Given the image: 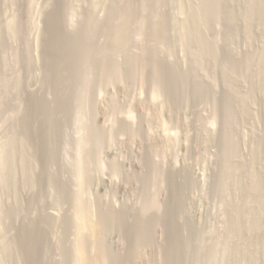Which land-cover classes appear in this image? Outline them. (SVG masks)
Instances as JSON below:
<instances>
[{
    "label": "rangeland",
    "instance_id": "1",
    "mask_svg": "<svg viewBox=\"0 0 264 264\" xmlns=\"http://www.w3.org/2000/svg\"><path fill=\"white\" fill-rule=\"evenodd\" d=\"M111 1L115 2L118 5H122V3L125 2V0L124 1L111 0ZM111 1L110 0H49V1L34 0L33 1L32 0V2L29 3V0H0V61H1L0 65L4 62L2 61V59L5 60V58H3V56L5 55L4 57L7 58L6 60L8 61L7 64L10 67V69L5 67L7 66L5 61L4 63L6 65L3 63L4 66L1 65L0 67L1 68L0 71H2L0 73L2 74L0 75V77L3 76L4 71H8L5 72L4 74L6 75L9 73V75L11 76L7 78L10 81V84L12 85L17 84L18 81L20 83L17 84L16 87L10 85L13 88L9 87V89L6 90L8 93L4 90L7 94V95L5 94V96L3 95L5 93L3 89L0 91L2 92L0 93L1 96L0 97V165L1 163H4L2 162V160L3 158L6 157L7 154L6 153L7 145L5 144L6 143L8 144V142L5 143V141L6 138L9 136L8 132H10L12 135L16 134L18 138L21 137V135H23L22 129L19 128L22 126L23 120H19V119L23 117V113H25L24 111L26 112L30 111L33 114L35 120L34 128L35 127L37 128V130L35 128L34 129L35 131L29 132V135H31L32 133L31 137L29 135L25 137L26 135L25 133L23 137H21L24 138L22 140L23 142L22 144H24V142L27 143L25 144L26 147L25 149H27L29 145H31L29 146V148L30 149L32 148L31 150L28 148L27 152H29V150H30L29 153L32 152L31 154L29 153L28 154L33 159L32 161H34L33 163L34 174L32 173V175L35 180L33 181V184L26 185L23 182L22 180L24 177L22 173L23 170L20 166L21 164H18V162L16 163L18 166H16L17 173H16L15 182L6 180L7 178L5 179V177L1 178L5 175V169L3 170L4 171L3 172L2 169L0 168L1 170L0 171V206H1L0 217L2 216L0 218V264H31V263L41 264L42 262L38 261L41 252L33 248L31 245L29 246V244H26L25 239H22V241H24L25 243V246L24 243H22V241L21 244L20 241H18L19 243L17 242L18 244L17 246L20 247H17V249H15L14 251L17 252L18 255L17 253L13 252L12 253L13 257H10L12 255H8V254L6 255L5 253H8L7 252L8 249L5 248V246L3 247L1 246V243L2 244L6 243V241L10 240L15 236L24 238L25 236L22 237L21 235H23L24 233L28 234L27 233L28 231L31 232L29 235L33 237V235L37 234L36 231H38V229L40 231L42 230L41 233L46 237L45 241L41 242V245H44L48 252L47 254L48 262L46 261L45 264L47 263L75 264L76 263L74 261L75 256L72 249V235H71L72 233L70 226L71 225L70 216L73 212V201L70 199H73V197L70 195H73L72 193L78 191L79 185H77L78 184L77 176L79 170L77 166L79 162H82L84 159H89V158H90L89 166L92 174H90L89 172L88 174H86V178L87 176L89 178L86 179V182L87 183L89 182L87 184V192H88L87 201L90 205L91 213L93 216L94 215L98 216L100 210L108 209L110 207L112 208L111 211L113 212V214L114 215L116 214L115 215L116 217L118 216L119 213V215L122 216V219H124L123 221L128 224V225L126 224V226L129 229L131 228L132 231L133 230L136 231L134 222H135V218H138V216L140 215L139 211L142 206L141 204L144 203L146 198V196L144 197L145 195L144 191L145 189L148 188L147 186L149 185V183H151V186L155 185L154 181L153 182L151 181L153 180V177L150 175H152L151 173L153 172L156 165V167L158 166L161 170H163V174H164L162 180L163 182L161 181L162 182L161 183L155 181L156 186L152 187L153 191H155L157 194L154 195H156L158 202L157 204L159 206L158 208L159 216L163 220V225H164L163 235H164V229L166 233L165 236L162 237L165 239L161 238L162 242L163 241L164 242L162 243L160 242L161 240H159V244L162 245V246L160 245L161 248H164L165 245L166 246L171 245V247L174 246V248L177 249V253H181L180 256H183L184 254H187L189 249L188 250L186 249V246L180 237L183 236V238L193 241L196 232L199 231H200L199 233H202L205 236L206 250L205 249L204 250L206 254L209 253L210 243L218 242L217 244L222 246L223 238L219 236L224 232L226 223L228 221L227 219L229 218L228 204L230 200L232 201L234 199L240 198L239 197L240 193L236 191L232 187V185H230L231 189L229 187L230 190L228 189L226 196L225 197L223 196V198H226L229 202L224 201L226 203H223L222 195L219 194V191H217L216 189L217 188L216 176L219 167L218 163L220 159V141H221V133L223 129V120H222V108L224 107L223 97L225 96V94L230 93L229 89H227L226 80L222 71V67L220 65L222 61H224L227 55L226 33L228 32L227 29L229 30L230 27L229 23L226 22L227 20H225L226 18L224 16L223 17L221 16L218 23L216 24L217 26L215 25L216 27L212 26L211 29H208V31L206 30L207 35L209 37L211 38L215 37L212 38L215 39V41L219 39V41L216 42L217 44H219L217 45V48L219 49V50L217 49L218 56L215 59L216 62L215 61L212 62L210 61L211 60L210 58L204 57L202 59L204 62V69L203 68L197 69V66L192 62L193 56L190 54L189 51L190 47H188L189 46L188 42L182 39L183 37L182 23L184 21L182 19H184L185 16L187 15L188 12L187 9L190 6L189 4L194 3V5H196L197 0H159V8L157 11V16L167 20L165 21L166 34H167L166 41L164 44H161V50H160L161 58L159 56V58L157 57L158 59H156L157 61L159 60L158 61L159 63L161 62L163 63V64L161 63L160 65L158 64V66L160 67V76L162 77L160 78V80L161 81L164 80L162 83H160L161 85L157 86L158 84L156 85L154 83L153 79H151V75H150L151 72H149V69L144 72L145 73L144 75L147 74L149 77L147 75L146 77L142 75L143 77L142 76L141 77L143 78V80L142 79L140 80L141 78L140 77L141 74H139L140 72H138L137 74L136 73L137 70L132 69L133 71L132 70L131 71L133 73V77H132V73L130 75V72L128 73L124 72L122 75L121 82L117 83L116 81H112L110 82V88L103 87L104 89H102V86L100 87L99 83H97V76H98L97 73H99L100 69L98 65L97 66L94 65V67L91 66L92 68L89 66L90 67L89 70H91L89 71L90 78L92 81L90 82L91 88H89L90 89L88 90L89 92L87 91L88 94L84 96L85 98L83 97L79 98L77 94H75L76 88H78L79 86L78 71L80 70L82 63L89 60L87 59L85 54H84L85 58L83 57L82 47L79 42V40L83 39L85 35L84 27L87 25L86 24L87 14L90 11H93V14L95 12L94 16L99 21L98 22L99 29L98 30L96 29L97 31L95 30L96 33L98 31L99 32L96 34L95 32L92 31L90 33L91 35L90 34L89 35L91 36L90 38L91 45H93L95 50L100 51L101 46L103 47V44L106 43L104 38L106 34L103 30V28L105 29V26L103 24L105 22L104 19L106 18L107 15L106 12H108L109 10L108 4L110 5V3L108 2ZM135 1L137 5V3L140 0H135ZM240 3L241 1L239 2V4ZM150 5L149 4L146 5V12L144 15L145 25L143 27V33L139 35L137 34L135 35V28L133 29L132 38L130 39L128 47L126 46L127 52L131 51L130 53L132 52L138 53L140 51L139 46L142 43V41L145 39V37L143 38L142 35L148 29L147 27L148 23L152 19V8L153 9L155 8L154 6L152 7V4ZM10 17L11 18L15 17L11 21H14L15 25L19 27V28L13 27L14 29L15 28L17 29V30L15 29L16 31H14L13 29L15 33H12L13 31L11 29H8V27L6 26L8 25L7 21L10 22L9 20L11 19ZM59 19L62 23L59 22ZM236 22L238 24V33H237L238 45H235L233 57L235 59H240L243 56V52L247 50L257 49L262 45L263 34L260 33L263 32L259 27L256 28L254 26V30L252 33L253 37L251 36L252 39L249 38L250 39L249 40L248 38H246L245 30H243L244 28H243L242 20L238 18ZM22 24L23 26H21ZM32 25L35 26L33 28L36 29H33ZM144 28L146 29L145 32H144ZM18 29L21 31H18ZM8 30L9 31L11 30L12 32H9ZM212 32L214 33V35ZM9 33H12L13 35ZM82 34H84L83 37ZM49 36L50 37L52 36L54 38L53 42L56 43L57 45L56 44H54V46L49 45L50 44L49 43L50 41L48 40ZM26 37H28V39ZM76 38H78V40ZM138 38L141 40H139ZM66 42L67 43L69 42L70 44L69 43L67 44ZM53 47L54 49L57 48L55 49L57 51L53 50L52 49ZM52 51L54 52V55ZM12 53L14 56L12 55ZM96 55L97 57L95 56V59L101 62L102 55L101 54H96ZM128 56L130 55L128 53L125 54V52L118 54L119 59L125 62L126 61L130 62V58ZM24 58L25 59L32 58V60L31 59L24 60ZM70 67L72 68V71ZM2 68L4 69V71ZM187 71L193 72L194 76L197 77L198 81H200L201 86L203 87L205 86L208 88V92L207 89L205 90L204 88V91H206L207 95L206 94L203 95L204 94L203 90L200 89L198 90L196 87H194L197 89L196 90L197 94L200 92L202 96L196 97L197 94L196 91H194L196 94L195 97L194 96L191 97L190 99L191 101L188 104H183V102L181 101L182 95H179V97H175L176 91L174 89L176 88L175 86L173 87V85H175V82H177L175 80L178 79L179 74L180 73L186 74L188 73ZM91 72L93 73L91 74ZM58 75L59 77L61 76L60 79L62 78L61 80L62 83H60L58 79ZM235 75L236 76H234L235 79L233 81L234 83L236 82L234 85H235V89L237 88L236 89L237 92L239 91L241 94H243L244 92L245 94L249 91L251 87L253 88V91H255L253 92L252 97H249V99L246 101L248 111L245 110L246 111L245 114H244L245 111L244 112L239 111V114L237 113L236 115L238 119L236 120L237 122L235 123V127H237L235 128V130L237 129L238 131V133L236 134L238 141L237 147L239 152L237 154L238 158L236 159H238V161L240 162L242 159H243L242 162H248L251 158L252 149L255 147L256 142L261 141L262 146H264V90L261 91V89L258 87L259 86L258 83L249 75H244L245 78H243V76H239L240 74L239 75L235 74ZM129 76H131L132 78ZM14 80L15 81L17 80L16 83L13 82ZM63 80L67 81L66 82L67 84L63 82ZM172 80H174V82ZM185 82H189V81L185 79ZM58 83H60L61 85L60 84L58 85ZM66 85L67 88H64L63 90L65 92H63L62 86L66 87ZM227 90L229 93L227 92ZM199 97H201V100H199L200 99ZM203 97L205 100H203ZM81 98L85 100L83 101ZM95 100L96 101L98 100L101 106L103 105L102 109L99 110V108L95 106ZM71 101L72 103L70 104ZM74 101L76 102L78 101L77 102L78 104L75 105L76 102L74 104ZM80 102H82V104L84 103V106L82 105L81 107ZM43 103H46L47 105L50 104L49 106L51 108L49 106L48 108L52 110L54 109V112L51 111L53 113V115L51 113L52 115L51 121H52V126L56 129V131L53 128L55 138H54V143L50 148L52 149L51 152L53 154L51 152L50 153H51V157L53 158L52 160H54L52 162L54 163L50 166L47 165L48 161H46L47 158L45 157V153L47 152V149H49V145L46 142L47 140L44 131L45 130L44 118L42 117V110L40 108V106H42ZM33 105L35 106V109H33L34 108ZM54 105L56 106V108L57 107L58 108L56 109ZM238 105H239L238 103H235L236 106L235 108H237V110L240 109ZM78 106H80V108ZM10 107L12 109H14L13 107H16L18 110V112L16 113L18 114H15V109L11 110ZM73 107H75L74 108V111H76L75 113L72 110ZM28 108L30 110H28ZM81 108L83 110H81V112H78L77 110L80 111ZM8 109L12 111V112L10 111L11 112L10 120L9 121L6 120L4 122L5 120L4 114L5 111ZM50 109L48 110L50 111ZM55 111L57 114L55 113ZM31 113L30 115H32ZM69 113L71 114V116ZM73 113L75 115H73ZM53 116H55L56 118ZM75 116L77 118L79 117L78 122H75L76 121ZM10 123H12V126L14 125L13 126L15 129L14 133L10 128L11 126ZM15 125L18 126V128ZM133 129L136 131L135 136L133 134L131 135ZM39 133L40 135H38ZM11 134L9 136L10 138H11ZM102 136L103 139H101ZM9 137L7 138V140H10ZM38 138H42L43 142L42 139L39 140ZM91 138L94 139L93 142L91 141L92 140ZM34 141L36 142L35 146L33 145L35 144ZM87 141L88 143H86ZM84 143H86V145L88 144L87 147H84ZM18 145H16V148L18 150L15 148L16 152L20 151L21 149L20 148L21 146L19 147ZM262 148H263L262 151H264V147ZM87 150H89L88 156L86 153L88 152ZM54 151H56L57 154ZM18 153L20 152H17V154ZM3 154H5V156ZM261 160H258L259 162L258 161L255 162L257 163L256 168L259 171L263 169L262 166L263 163ZM153 162L155 165L153 164ZM151 164H153V166ZM48 173L49 174L54 173L53 175L55 177L52 179V181L55 179L53 182H55L56 184L55 185L53 182H50L51 184L53 183L52 184L53 186L51 185L52 187L50 186L49 188L47 186L48 184L47 181H49ZM149 177L152 178L148 180ZM56 178H58L59 180ZM148 181L149 183H147ZM13 184L14 186H12ZM151 186L149 187L150 189L146 190L147 192L151 190ZM15 187L17 188L15 189ZM10 208L12 209L10 210L12 212L10 211L8 212ZM14 209H17V211ZM126 209L128 210V213L131 211L127 215L124 214L126 213L125 211ZM4 213L6 216H8L7 218H5L6 216H4ZM123 215H125V218ZM164 215L165 217L163 218ZM172 217L175 219H173ZM48 218L49 219L51 218L50 219L51 221L54 220L56 224L54 222L50 223V225L47 224L48 222L44 223L45 219H46L45 221H50L48 220ZM146 220H145L146 225H148L147 222L149 223L152 220L151 216L149 215L148 217H146ZM52 224L53 225L55 224L54 226L55 228L51 227L53 226ZM29 227H31V229ZM34 228L35 230H33ZM111 229L113 231L112 230H110L112 232L109 231L110 237H108L109 240L107 241L112 244L107 242L108 243L107 249L111 254H116L115 251L117 252L118 250H116L115 245L116 243L119 242L123 243V241H125V238L123 237L125 234H122L124 233V230L120 229V227L118 229V227L115 226L114 228L111 227ZM203 229L206 230L205 231L206 234ZM45 232L48 233L46 234ZM174 232L176 233V235ZM177 233L179 234V236L181 233L182 235L179 237ZM20 238H18V240ZM177 239L180 240L177 242ZM165 242L167 243L165 244ZM182 243L183 245H181ZM110 245L112 246L110 247ZM194 249H196V247H194ZM204 250H202L203 256L207 258V255L205 256L204 254L205 253ZM4 251L5 253H3ZM112 251H114V253ZM219 252L222 253L221 251ZM14 254H16V256H14ZM222 254H218V255L222 257ZM27 259H29L30 261ZM35 261H38V263ZM191 261H190L191 263L189 262L190 264H194V262H196L193 260ZM198 263L196 262L195 264ZM218 263L227 264L224 261ZM199 264H204V263L202 262Z\"/></svg>",
    "mask_w": 264,
    "mask_h": 264
},
{
    "label": "bare ground",
    "instance_id": "2",
    "mask_svg": "<svg viewBox=\"0 0 264 264\" xmlns=\"http://www.w3.org/2000/svg\"><path fill=\"white\" fill-rule=\"evenodd\" d=\"M122 1H124V0H122ZM238 1L239 2L241 1L242 5H241V3L239 4ZM31 2H32V0H29V3H31ZM108 3H110V5L108 4L109 10H108V12H106L107 15H106V18L104 19L105 22L103 24L105 26V29L103 28V30H104V32H105L106 35L105 34H102V35H105L104 38H105L106 43L103 44V47L101 46L100 51L99 50L98 51L95 50V48L93 47V45H91V42H90L91 41L90 40V38H91V36H90L91 34L90 33L92 31L95 32L96 29L97 30L99 29V26H98L99 25L98 24L99 21L94 16L95 12L93 14V11H90V12L86 11V12H88V14H87V18H86V22H87L86 24L87 25L85 26L86 28L84 27L85 32L81 29L85 33V35L82 34V37L84 35V38L83 39H80L79 42H80V45L82 47L83 57L86 55L87 59H89V60L88 61H85V62L83 61L84 63H82V66L80 65L81 68L78 71L79 74L77 73L79 75V81H78L79 82L78 83L79 86H78V88H76L75 94H77V96L79 98L80 97L85 98L84 96L86 94H88V92H89L88 90H90L89 88H91L90 87V84H91L90 82H92V81H91L90 72H89L91 70H89V68L91 66L94 67V65H96V66L98 65L99 66V69L100 70H99V73H97L98 74V76H97V83H99L100 87L102 86V89H104L103 87L110 88V82H112V81H116L117 83L118 82H121L123 73L124 72L125 73L126 72L127 73L130 72V75H131V73H132L133 70H137L136 71L137 74H138V72H140L139 73V74H141L140 77L142 75L144 77H146L147 74L144 75L145 74L144 72L149 69V72H151V74H150L151 75V79H153V81H154V83L156 85L158 84L157 86L161 85L160 83H162L164 81V80L163 81L160 80V78H162V77L160 76V67L158 66V64L160 65L162 62L159 63L158 62L159 60L157 61L156 59H158L159 56L161 58V54H160L161 44H164L165 41H166V35L167 34H166V22L165 21H167V20L166 19H163L162 17L157 16V11H158V8H159V0H140L137 3V5H136V1L135 0H125V2L122 3V5H118L115 2H113V1L108 2ZM147 4H149V5L152 4V7L154 6L155 8L154 9L152 8V19L148 23V26H147L148 29H147L146 32H145L146 29L144 28V32L145 33L142 36H143V38L145 37V39L143 40V38H142L143 41H142V43L139 46L140 47V49H139L140 51L138 53H133V52L130 53L131 51L127 52L126 49H127L128 45H129L130 39L132 38V31H133V29L135 28V35L136 34L139 35V34L143 33V27L145 25L144 15H145V12H146V5ZM189 5L190 6L187 9L188 10L187 15L185 16L184 19H182V20H184L183 23H182L183 24V37H182V39H184L186 42H188V45H189L188 47H190L189 48L190 49L189 50L190 51V54L193 56V58H192L193 61L192 62H193V64H195L197 66V69L198 68H201V69L203 68L204 69V62L202 60L204 57L210 58L211 59L210 61L214 62L215 59L218 56V51H217L218 48H217V45H219V44H217L216 42H218L219 39L217 38L218 40L215 41V39H212V38H215V37H212V38L209 37L207 35L206 30L208 31V29H211L212 26L214 27L218 23V21L221 18V16L222 17L224 16L226 18L225 20H227L226 22H228L229 23V26H230V27L228 26L229 27V30L227 29L228 32L227 33L225 32L227 34L226 35V40H227L226 41L227 42L226 43V45H227V55H226L224 61H222V63L220 62L221 63L220 65L222 67V71H223V74H224V77H225V80H226L227 89H229L230 93L227 90V92L229 94H225L224 93L225 96L223 97V106H224L222 108L223 129H222L221 141H220V159H219V163H218L219 164V167H218L217 176H216L217 177V181H216V184H217L216 187L217 188L216 189H217V191H219V194H221L222 195V198H223V196L224 197L226 196L230 185H232V187L236 191H238L240 193V196H239L240 198L239 199L238 198L237 199H234L232 201L230 200V202L226 198H223V201H222L223 203H226L224 201L229 202V204L227 203L228 204V211H229V218L227 219L228 221L226 223V227H225L224 232L219 236V237L223 238L222 246L221 245H218L217 244L218 242L217 243H215V242L214 243H210V245H209V247H210L209 248V253L207 252L208 254H206V252H205V250H206L205 249L206 248L205 236L202 233H199L200 232L199 231V232H196V235H195V238L193 239V241H191L189 239L187 240L186 238H183V236L180 237L183 232L180 234V236L177 233L178 236L183 240V243L185 244L186 249L187 250L189 249L188 252L186 251L187 254H184V255L182 254L183 256H180L181 253H177V249L174 248V246L171 247V245L170 246H166L165 245L164 248H161L162 245L159 244V240H161L160 242H162V239H165V238H162V237H164L166 233H165V229H164V235H163V228H164L163 227L164 226L163 225V220L159 216V210H158L159 206L157 204L158 202H157V198H156V195L157 194H156L155 191H153L152 187L156 186V182L155 181L161 182L163 180L164 174H163V170H161L158 166L156 167V165L154 164V162H153V164L155 165V168H154L153 172L151 173L152 175H150V176L153 177V180H151V181L152 182L154 181L155 185L153 184L154 186H151V183H149V181H148L147 182V183H149L148 186H147V183H146V186L148 188L145 189V187H144V189H145V191H144V193H145L144 197L146 196V198H145L144 203L141 204L142 206H141L140 211H139L140 212L139 213L140 215L138 216V218H135V222H134L135 225L134 226H135L136 231L135 230L132 231L131 228L129 229L126 226L127 223H125L123 221L124 219H122V216L119 215V213H118V216L116 217L115 216L116 214L115 215L113 214V212L111 211L112 208H110V207H109L110 209L108 207H106L108 209H102V210H100L99 213H98L99 214L98 216H96V215L93 216L92 213H91L90 205H89V203L87 201V193H88L87 192V184L89 182L88 183L86 182V179L88 178V176L86 178V174H88V172L90 174H92V172L90 171L91 170L90 169V166H89L90 165V163H89L90 162V158H89V159H84L82 162H79V164L77 166L78 167V170H79V173H78V176H77V179H78V181H77L78 184L77 185H79L78 191L76 190L77 192L72 193L73 195H70V196L73 197V199H70V200L73 201V212H72V214L70 216V220H71V225L70 226H71V233H72L71 234L72 235V249H73V253H74V256H75L74 261L76 262L75 264H188L191 260L196 261L197 263L198 262L199 263H202L203 262L204 264H219L218 262L221 263V261H224L227 264H264V151H262V149H263L262 147H264V146H262L261 141L256 142V145L253 143L255 145V147L252 149L251 158H250V160L248 162H242L243 159L240 162V161H238V159H236V158H238L237 157L238 156L237 154L239 153L238 152V147H237L238 146L237 145V142L238 141H237V134H236V133H238V131H237V129L235 130V128H237V127H235V123L237 122L236 120L238 119L236 117V115H237V113L239 114V111L240 112L241 111L244 112L245 110L248 111V107H247V102L246 101L249 99V97H252V94L255 91H253V88L251 87L247 93L244 94V92H243V94H241L239 91L238 92L236 91L237 88L235 89V85H234L236 82L234 83V81H233L235 79L234 76H236L235 74H238V75L240 74L239 76H243V78H245L244 75H249L250 77H252L258 83V85H259L258 87L261 89V91L264 90V0H197V4L196 5H194V3L189 4ZM62 16H64V15H62ZM13 18H15V17H12L11 19H9L10 22H13V23H10L9 21H7L8 22V25H6L8 27V29H11L12 31L14 29L13 27H18V26L15 25L14 21H11V20H13ZM238 18H240V20H242V24H243V28H244L243 30H245L246 38L252 39L251 36L253 37V34L252 33H253V30H254V26L256 28L259 27L262 30L263 33H260V34H263L262 35L263 38H262V45L259 48L252 49V50H247V51L243 52V56L241 55L242 58L235 59L233 56H234L235 45H238L237 44L238 43L237 42V39H238V37H237L238 36L237 35V33H238V24L236 22V20ZM29 19H30V17H29ZM62 21H63V19H62ZM59 22H61L60 19H59ZM19 23H21V22H19ZM105 23H106V25H105ZM21 26H23V24ZM33 27H35V26L32 25V28ZM15 29H14V31L17 30V29L15 30ZM33 29H36V28H33ZM11 30L10 31L8 30V31L9 32H12ZM25 30H26V27H25ZM14 31L12 33H15ZM18 31H21V30L18 29ZM12 33H9V34H12ZM38 33H39V31H38ZM209 35H210V33H209ZM213 35H214V33H213ZM29 36H31V35H29ZM26 38L28 39V37H26ZM59 38H61V37H59ZM76 39L78 40V38H76ZM48 40L50 41L49 42L50 43L49 44L50 46H54V44H56V43L53 42L54 38L52 36L51 37L49 36V39ZM134 40H136V39H134ZM139 40H141V39H139ZM17 41H19V40H17ZM254 43H256V42H254ZM26 46H27V44H26ZM68 46H71V45H68ZM240 47H241V45H240ZM52 49L55 50L57 48L54 49V47H53ZM52 49H50V50H52ZM55 51H57V50H55ZM122 52H125V54L128 53L130 55V56H128L130 58V62L128 61L129 63L127 61H126L127 62L126 63L125 61H121L119 59L118 54H121ZM96 54H101L102 55L101 62H99V61H97L95 59V56L97 57ZM12 55H13V53H12ZM53 55H54V52H53ZM101 55H100V57H101ZM4 56H3V58H5V60L2 59V61L5 62L7 60V58L4 57ZM17 57H19V56H17ZM26 59H29V60L31 59L32 60V58H26ZM26 59L24 58V60H26ZM81 61H82V59H81ZM7 62L8 61H6V64H7ZM0 63H1V61H0ZM3 63L1 65L4 66L5 63L4 64ZM1 65H0V67H1ZM5 67L10 69V67L8 66V64ZM72 67H74V66H72ZM56 70H58V69H56ZM3 71H4V69H3ZM71 71H72V68H71ZM214 71H215V69H214ZM1 72L2 71H0V73ZM5 72H8V71H4V73ZM4 73H3V76L0 77V91L2 89H3V91L4 90L6 91V90L9 89V87L13 88L12 86H15L16 87L17 84H20L19 81L17 82V84H14V85L10 84V81L7 79L10 76L9 73L6 74L7 76ZM92 73L93 72H91V74ZM134 73H135V71H134ZM0 75H2V74H0ZM59 75H60V73H59ZM59 75H58V79H59L60 83H62V81H61L62 78L60 79L61 76L59 77ZM72 76H74V75H72ZM249 76H247V77H249ZM129 77H131V76H129ZM132 77H133V73H132ZM142 77L140 78V80L141 79L143 80ZM56 78H57V75H56ZM185 79L187 81H189V82H185ZM16 81L14 80L13 82L16 83ZM172 81L174 82V80H172ZM175 81H177V82H175V85H173V87L175 86V88H176V89H174L176 91L175 92V94H176L175 97H179V95H182V97L181 96L180 97L183 99V100L181 99V101L183 102V104H188L191 101L190 100L191 97H193V96L195 97V95L197 94V91H196L197 89L198 90L200 89V90H203L204 91V88H205V90L207 89V92H208V88L205 87V86L204 87L201 86L200 81H198L197 77H195L194 76V73L191 72V71L188 72V73H186V74L185 73H182V74L180 73L179 76H178V79L175 80ZM63 82L66 83L67 81L63 80ZM141 82H143V81H141ZM60 83H58V85ZM47 84H48V82H47ZM10 85H12V86H10ZM63 85H65V84H63ZM185 85H187V86H185ZM164 86H165V84H164ZM194 87H196L197 89L194 88ZM64 88H67V85H66V87H63L62 86V90ZM66 90H68V89H66ZM194 91H196V94H195ZM6 92L3 94L4 96H5ZM63 92H65V91L63 90ZM0 93H2V92H0ZM180 93H182V94H180ZM69 94H71V93H69ZM198 94H197L196 97L202 96L200 94V92ZM205 94H206V91H204V94L203 95H205ZM153 97H154V95H153ZM199 98L198 99L201 100V97H199ZM82 100L84 101L85 99H82ZM203 100H205L204 97H203ZM203 100H202V102H203ZM250 101H252V100H250ZM75 102L76 101H74V104H75ZM77 102H76L75 105L78 104ZM82 102H80L81 103V105H80L81 107H82V105L84 106V103L82 104ZM71 103H72V101L70 102V104ZM235 103H238L239 104L238 106L240 107V109L237 110V108H235L236 107L235 106ZM51 104H52V102H51ZM34 105H33V107H34L33 109H35V106ZM49 105H47L46 103H43L42 106H40V108L42 110V117L44 118V125H45V127H44L45 130L44 131H45V134H46L45 137H46V140H47L46 142L49 145V149H47V152L48 153L47 152L45 153V157L47 158L46 161H48L47 162V165L50 166V165H52L54 163V162H52L54 160H52L53 159L51 157V153H52L51 151H52V149H50V148H51V146L54 143V138H55L54 137V129L55 128L52 126V121H51V118H52V115H53V113L51 111L54 112V109L53 110L50 109L51 107ZM48 106L50 108H48ZM80 106H78V107L80 108ZM95 106L97 108H99V110L103 108L102 107L103 105L101 106L99 104V101L98 100L97 101L95 100ZM11 107H12V105H11ZM31 107H32V105H31ZM13 108L15 109V114H18V113H16V112H18L17 108L16 107H13ZM55 108H56V106H55ZM74 108L75 107H73V109H72L73 111H74ZM79 108H77V109H79ZM14 109L11 108V110H14ZM48 109H50V111ZM11 110L8 109V110L5 111V114H4L5 120H4V122L6 120L7 121L10 120V116H11V112H12ZM28 110H30V109L28 108ZM72 110H70V111H72ZM81 110H83V109L81 108L80 111L79 110H77V111L78 112H81ZM24 112L25 113H23V117H22L23 119L22 118L19 119V120H23L22 121V126L19 127V128L22 129L23 135H24V133L26 134L25 135V137H26V136L29 135V132L35 131L34 129L36 127L34 128V124H35L34 121L35 120H34L33 114L30 111H27V112L28 113L30 112L32 115H30V113L28 114L26 111H24ZM63 112H64V110H63ZM75 112L76 111H74V113ZM51 113H52V115H51ZM55 113H56V111H55ZM74 113H73V115H75ZM159 113H160V111H159ZM245 113H246V111L244 112V114ZM196 114H197V112H196ZM77 115H78V113H77ZM55 116H53V117H55ZM70 116H71V114H70ZM76 116H75L76 121L74 119L73 120L75 122H78L79 117L77 118ZM38 117H41V116H38ZM13 118H12V120H13ZM37 119H39V118H37ZM219 119H221V118H219ZM53 120H54V118H53ZM16 124H18V123H16ZM10 125H11L10 128H11L12 132L14 133V131H15V129L13 127L14 125L12 126V123H10ZM16 127L18 128V126H16ZM36 130H37V128H36ZM55 131H56V129H55ZM63 132H64V130H63ZM8 133H9L8 135L10 136L11 133L10 132H8ZM132 134L134 136L136 135V131L134 129L131 132V135ZM215 134H213V135H215ZM23 135H21V137H23ZM31 135H32V133H31ZM31 135H29V136L31 137ZM38 135H40V133ZM63 135H62V137H63ZM21 137L18 138V136L16 134H14V135L11 134V138L9 137L10 140H7V138H6L5 143L8 142V144L7 143L5 144V145H7V148H8V149L6 148V151H7L6 153L7 154H6V157L3 158V160H2V162H4V163H1V165L3 166V168L0 165L1 166L0 168L2 169V171L5 169V175L3 177H1V178H4L5 177V179L7 178L6 180L15 182V180H16V173H17L16 172L17 171L16 170V166H18L16 163L18 162V164H21L20 166H21V168L23 170V172H22L23 175H24V177L22 176L23 177V179H22L23 182L26 185L27 184L32 185L33 184V181L35 180L34 177H33V175H32L33 169H34L33 168L34 161H32L33 159L29 155V154L32 153V152L29 153L32 148L30 149L29 146H31V145H29L28 148L30 150H29V152H27L28 148L25 149L26 148L25 147V144H27V143L24 142V144H22L23 143L22 140L24 138H21ZM65 137H66V135H65ZM197 138H199V137H197ZM36 139H37V136H36ZM38 139L40 140L42 138H38ZM56 139H58V138H56ZM91 139H92L91 141L93 142L94 139L93 138H91ZM96 139H97V137H96ZM101 139H103V136L101 137ZM88 141H90V140H88ZM88 141L86 143H88ZM29 142H30V140H29ZM42 142H43V139H42ZM98 142H99V140H98ZM34 143L35 144H33V145L35 146L36 145V142L34 141ZM86 143H84V147H87L88 144L86 145ZM5 145H2V146H5ZM16 145H18L19 147L21 146L20 147L21 148L20 151H17V152H20L18 154L15 151L17 149L16 148ZM56 147H58V146H56ZM40 148H41V146H40ZM87 151L88 152H86V153H87V156H88L89 150H87ZM4 152H5V150H4ZM54 152H56V151H54ZM56 154H57V152H56ZM3 155L5 156V154H3ZM4 159H6V160H4ZM258 160H261L262 163H263L262 164L263 169L261 168L262 170H260V171L257 170V168H256V164L257 163H255ZM55 162H56V160H55ZM153 164H151V165L153 166ZM1 174H3V173H1ZM51 174L48 175V180H49V181H47L48 188L53 183L55 184V182H53L55 179L52 181V179L55 177L53 175L54 173H51ZM183 176H185V175H183ZM151 178L149 177L148 180H150ZM56 179H58V178H56ZM88 181H90V180H88ZM50 182H53V183L51 184ZM56 182H57V180H56ZM12 186H14V184ZM150 186H151V190H149V192H147L146 190L150 189L149 188ZM16 188L17 187H15V189ZM230 189H231V187H230ZM13 191H14V189H13ZM150 191H153L154 193L153 192H150ZM183 191H186V190H183ZM146 192H147V195H146ZM154 194H156V195H154ZM61 196H63V195H61ZM11 208L8 210V212L10 210H12ZM14 210L17 211V209H14ZM125 211H126V213H124V214H126V215L131 212L130 211L128 213V210L127 209ZM10 212H12V211H10ZM1 214H3V213H1ZM149 215L151 216V219L152 220L149 223L147 222L148 225H146L145 220H146V217H148ZM4 216H6L5 213H4ZM123 216L125 218V215H123ZM7 217L8 216H6L5 218H7ZM164 217H165V215L163 216V218ZM50 219L48 218V220H50ZM173 219H175V218H173ZM45 220H44V223L45 222H48L47 224H49V225H50V223L54 222V220L53 221H51V220L50 221H45ZM27 222H25V223H27ZM166 222H167V220H166ZM55 224L54 225L52 224L53 226H51V227H54ZM29 225H30V223H29ZM33 225H36V224H33ZM112 225L114 227L117 226L118 229H119V227H120V229H123L124 230V233H122V234H125L123 236L125 238V241H123V243H120V242L119 243H116V245H115L116 250H118L117 252L115 251L116 254H111L108 251V249H107V244L110 243V242L107 241V240H109L108 237H110L109 236V231L112 230L111 227L114 228ZM29 228L31 229V227H29ZM33 230H35V228ZM39 231L40 230L38 229V231H36L37 234L33 233V234H35V235H33V237L29 235L31 232L28 231L27 232L28 234H25L24 233L23 235H21L22 237L25 236L24 238H20L19 236L18 237L15 236L16 238L13 237L10 240L6 241V243H3V244L1 243V246L2 247L5 246V248L8 249V251H7L8 253H5V251L3 253H5L6 255L7 254L8 255H12L10 257H13V254L12 253L15 252L14 250L17 249V247H20V246H17L18 245L17 242L20 241V244H21L22 239H25L26 244H29V246L31 245L33 248H35V249H37V250H39L41 252V255L38 258V261H41L43 264H45L46 261H47V258H48L47 257L48 252H47L46 247L44 245H41V242H44L46 237L41 233L42 230L40 232ZM112 231H110V232H112ZM205 231L206 230H204V232ZM43 232H44V230H43ZM205 234H206V232H205ZM210 234H211V232H210ZM175 235H176V233H175ZM35 236H37V237H35ZM1 238H2V236H1ZM18 238H20V239L18 240ZM217 239H219V238H217ZM235 239H236V242H235ZM1 240H3V239H1ZM179 240L180 239H177V242ZM219 240H221V239H219ZM212 241H213V239H212ZM22 243H24V241H22ZM166 243L167 242H165V244ZM183 243L181 245H183ZM110 244H112V243H110ZM219 244H221V243H219ZM193 245H195V246H193ZM24 246H25V243H24ZM111 246L112 245H110V247ZM175 247H177V246H175ZM190 247H193V248H190ZM194 247H196V249H194ZM5 248H2V249H5ZM191 249H194V250H191ZM202 250H204V252H205L204 254H205V256L207 255V258H205L203 256ZM190 251H192V252H190ZM219 251H221L223 254L220 253ZM112 252L114 253V251H112ZM15 253H17V252H15ZM218 254H222V257L220 255H218ZM17 255H18V253H17ZM14 256H16V254H14ZM220 257H221V259H220ZM29 259H27V260H29ZM219 260H221V261H219ZM38 261H35V262L38 263ZM196 262H194V264ZM33 264H36V263H33Z\"/></svg>",
    "mask_w": 264,
    "mask_h": 264
}]
</instances>
